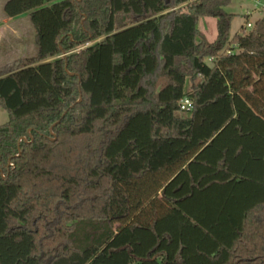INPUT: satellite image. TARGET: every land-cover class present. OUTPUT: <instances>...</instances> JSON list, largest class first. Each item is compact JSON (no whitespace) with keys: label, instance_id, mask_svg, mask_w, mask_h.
Listing matches in <instances>:
<instances>
[{"label":"trees","instance_id":"trees-1","mask_svg":"<svg viewBox=\"0 0 264 264\" xmlns=\"http://www.w3.org/2000/svg\"><path fill=\"white\" fill-rule=\"evenodd\" d=\"M231 1L5 3L37 54L0 69V264H264V15L231 37Z\"/></svg>","mask_w":264,"mask_h":264},{"label":"rangeland","instance_id":"rangeland-1","mask_svg":"<svg viewBox=\"0 0 264 264\" xmlns=\"http://www.w3.org/2000/svg\"><path fill=\"white\" fill-rule=\"evenodd\" d=\"M8 0H0V12H4V5ZM225 10L234 14L231 25V37L241 31L242 26L247 27V22L254 23L264 15V0H232ZM6 17V16H5ZM9 26L5 28L6 37L10 29L17 31L14 38H6L0 44V67L23 57L35 56L37 47L35 45V32L30 21L29 13L16 17H6ZM199 39L213 42L217 36V20L211 17H203L198 24ZM247 29H250L247 27ZM9 120L8 111L0 104V125Z\"/></svg>","mask_w":264,"mask_h":264},{"label":"crops","instance_id":"crops-1","mask_svg":"<svg viewBox=\"0 0 264 264\" xmlns=\"http://www.w3.org/2000/svg\"><path fill=\"white\" fill-rule=\"evenodd\" d=\"M9 25L10 24L8 22V19L5 17L4 12L3 13L0 12V44H2L6 38H9V37L10 38H14V36L17 33V31L15 29H12L11 28L10 29V33L6 37V34H5L6 33V30H5V28L7 26H9ZM3 67H4V65L2 67H0V69L3 68Z\"/></svg>","mask_w":264,"mask_h":264},{"label":"built area","instance_id":"built-area-1","mask_svg":"<svg viewBox=\"0 0 264 264\" xmlns=\"http://www.w3.org/2000/svg\"><path fill=\"white\" fill-rule=\"evenodd\" d=\"M247 27L248 28H251V27H253V23L252 22H247ZM181 109L183 110V111H189V110H191L192 109V107H193V103H192V101L189 99V98H185V99H183L182 101H181ZM25 141H27V139L25 138Z\"/></svg>","mask_w":264,"mask_h":264},{"label":"water","instance_id":"water-1","mask_svg":"<svg viewBox=\"0 0 264 264\" xmlns=\"http://www.w3.org/2000/svg\"><path fill=\"white\" fill-rule=\"evenodd\" d=\"M25 139V138H24Z\"/></svg>","mask_w":264,"mask_h":264}]
</instances>
